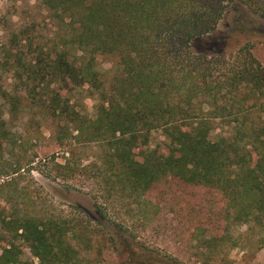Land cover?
<instances>
[{
    "label": "trees",
    "instance_id": "trees-1",
    "mask_svg": "<svg viewBox=\"0 0 264 264\" xmlns=\"http://www.w3.org/2000/svg\"><path fill=\"white\" fill-rule=\"evenodd\" d=\"M36 1L54 24L50 40L37 42L29 28L0 36V175L33 163L34 154L16 150L41 136L35 120L42 121L59 151L39 172L86 195L96 221L83 211H28L31 195L16 178L5 180L0 264H22L15 240L36 264H82L102 234L116 264H187L140 236L162 211L148 194L166 182L215 190L224 200L217 231L199 220L194 226V264H227L229 249H264V66L248 41L255 26L248 18L234 23L247 42L229 54L190 47L238 4L264 20V0ZM98 57L113 61L108 81ZM79 94L94 100L92 116ZM18 124L33 129L20 135ZM156 135L163 139L151 147Z\"/></svg>",
    "mask_w": 264,
    "mask_h": 264
},
{
    "label": "rangeland",
    "instance_id": "rangeland-1",
    "mask_svg": "<svg viewBox=\"0 0 264 264\" xmlns=\"http://www.w3.org/2000/svg\"><path fill=\"white\" fill-rule=\"evenodd\" d=\"M247 18L256 29L253 35L247 34V36L249 35L248 41L253 47L252 54L264 66V20L251 16L239 4L235 6L234 10L231 8L226 12L224 18L210 36L192 40L190 43L192 51L195 54L202 52L211 54L210 51H221L226 54L234 52L244 45L247 40L245 35L244 37L242 34L235 33L232 26L235 22ZM22 28L33 29L32 35L36 37L37 42L42 43L48 39L50 40L54 32V24L48 20L46 12L36 0H20L17 2L0 0V36L4 37L6 33L15 32ZM97 63V69L101 72L102 78L105 81L110 80L114 73L113 61L106 57H98ZM84 95L79 94L75 99L80 106L84 107L86 113L92 116L94 113V100L85 98ZM28 117H30L29 114L24 115V119ZM35 121L40 125L41 136L36 140L28 139L24 145L17 146L16 150L17 154L21 153L22 150L27 151V154H34L33 163L22 169L18 174L13 175L16 177L10 176V178L0 175V185L5 180L16 178L17 187L19 189L25 188V192L30 194L34 203H36L32 205L28 199H25L24 206L28 211H36L40 205L46 211H60L63 215L69 217H72L74 213L83 211L88 214L86 218L88 216L92 217L91 222L95 225L94 209L86 195L77 192L68 193L63 188L62 182H53V180L46 178L43 173L39 172L44 171V167L40 166L45 161L44 159H49L59 149L50 138L51 128L42 121ZM17 128V133L20 135L26 132L27 129H33L28 127L27 124L24 126L18 124ZM162 139L161 136L156 135L151 142V147L160 143ZM91 150L89 148L84 149V152L86 155L91 156L93 154V150ZM80 153H83V150ZM12 162V158L7 160V163ZM49 168H51V165ZM8 192V188H0V197L8 196ZM148 195L153 203L160 208L162 207V211L153 226L140 235L145 240V244L150 247H157L184 263L194 264L190 240L194 226L199 220L201 226H204L208 231H217L216 227H221L220 211L224 202L222 196L215 190L195 189L194 187L183 186L181 182H166L157 185ZM10 205L13 207L15 203L12 202ZM72 205L77 206L79 210H73ZM245 229L241 226L237 229V232L242 233ZM102 235L95 238L92 252L84 255V257L81 256L83 259L82 264H116L118 256L114 246L110 243L107 244V234L103 237ZM4 236L6 242L1 247L7 246L6 232H4ZM15 245L21 251L19 260L22 261V264H36L37 260L32 257L28 248L23 247L19 240H15ZM98 245L100 252L97 250ZM222 254H224L222 256L226 258L227 264H264V249L246 254L245 251L235 248L224 251Z\"/></svg>",
    "mask_w": 264,
    "mask_h": 264
}]
</instances>
